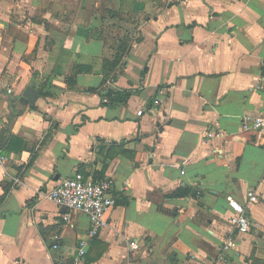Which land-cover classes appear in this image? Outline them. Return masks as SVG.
Segmentation results:
<instances>
[{
  "label": "crops",
  "instance_id": "0c3cea01",
  "mask_svg": "<svg viewBox=\"0 0 264 264\" xmlns=\"http://www.w3.org/2000/svg\"><path fill=\"white\" fill-rule=\"evenodd\" d=\"M263 64L264 0H0V264H264ZM77 173L116 200L82 257Z\"/></svg>",
  "mask_w": 264,
  "mask_h": 264
},
{
  "label": "built area",
  "instance_id": "2783aa9c",
  "mask_svg": "<svg viewBox=\"0 0 264 264\" xmlns=\"http://www.w3.org/2000/svg\"><path fill=\"white\" fill-rule=\"evenodd\" d=\"M261 80H264V64L262 66ZM247 127L246 122L244 128ZM251 127L254 129L264 128V112L260 118L253 121ZM113 185L111 178L94 181L85 179L81 174L77 173L73 177L61 181L44 195L45 198L53 201L64 210L81 212L89 219L90 225L87 239L78 243V257H82L85 254L88 242L98 236L99 232L107 226L105 214L108 209L116 204L115 198L111 195ZM246 197L250 203L257 201V197L252 190L246 192ZM227 205L231 210L230 224L238 233H248L251 222L246 214L247 205L231 197L227 198ZM62 218L65 221L69 220L68 213L63 214ZM127 245L132 250L138 248L136 241H128ZM233 245L232 241H228L224 244V248L227 249Z\"/></svg>",
  "mask_w": 264,
  "mask_h": 264
},
{
  "label": "water",
  "instance_id": "95a60500",
  "mask_svg": "<svg viewBox=\"0 0 264 264\" xmlns=\"http://www.w3.org/2000/svg\"><path fill=\"white\" fill-rule=\"evenodd\" d=\"M38 92L31 86L25 88L22 96L20 97V101L24 104H28L29 102H34L37 98Z\"/></svg>",
  "mask_w": 264,
  "mask_h": 264
},
{
  "label": "trees",
  "instance_id": "16d2710c",
  "mask_svg": "<svg viewBox=\"0 0 264 264\" xmlns=\"http://www.w3.org/2000/svg\"><path fill=\"white\" fill-rule=\"evenodd\" d=\"M107 97H109L110 101L113 102V101H123L125 99V96L126 95H121V94H116L115 92H113V90L111 88H108L105 92Z\"/></svg>",
  "mask_w": 264,
  "mask_h": 264
}]
</instances>
